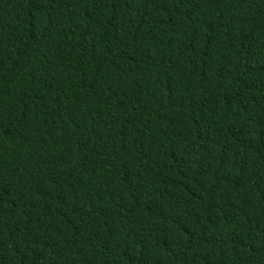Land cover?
I'll use <instances>...</instances> for the list:
<instances>
[{
  "label": "trees",
  "instance_id": "obj_1",
  "mask_svg": "<svg viewBox=\"0 0 264 264\" xmlns=\"http://www.w3.org/2000/svg\"><path fill=\"white\" fill-rule=\"evenodd\" d=\"M0 264H264V0H0Z\"/></svg>",
  "mask_w": 264,
  "mask_h": 264
}]
</instances>
